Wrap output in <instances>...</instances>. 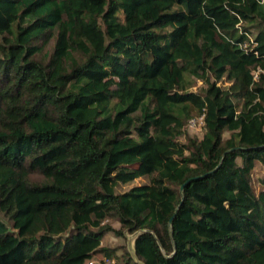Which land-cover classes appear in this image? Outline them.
I'll return each instance as SVG.
<instances>
[{
	"label": "trees",
	"instance_id": "16d2710c",
	"mask_svg": "<svg viewBox=\"0 0 264 264\" xmlns=\"http://www.w3.org/2000/svg\"><path fill=\"white\" fill-rule=\"evenodd\" d=\"M0 215V264H264V0H0Z\"/></svg>",
	"mask_w": 264,
	"mask_h": 264
},
{
	"label": "rangeland",
	"instance_id": "374dc122",
	"mask_svg": "<svg viewBox=\"0 0 264 264\" xmlns=\"http://www.w3.org/2000/svg\"><path fill=\"white\" fill-rule=\"evenodd\" d=\"M200 82H198L197 84H199ZM202 129L200 131H195L193 129H190L186 126L185 128V131H184V134H188V135H194L196 136L197 138L200 137L201 133H202ZM178 139L180 141H183V137H178ZM261 174V166L260 164L256 161L255 164H254V169L252 171V174H251V180H252V184L254 185L255 188H257L258 184H257V178L260 176ZM147 182V179L146 178H137L135 179L134 181H131L127 184H124L122 186H118L114 189L115 192H120V191H124V190H127L129 187H131L132 185H136V184H141V183H145ZM1 217V215H0ZM111 224L116 227L117 224L115 222H111ZM131 234L132 233H129V234H124L123 238L121 237H116L114 236L112 233H107L105 234L104 238L102 239L101 241V245L103 246H108V247H117V246H121V245H124L125 248L128 247L129 245V242H131L133 239L131 238ZM120 250L121 249H118L117 253H120ZM100 259H103V258H99V256H94L91 258V263L89 264H98L99 260ZM104 261L106 264H112L113 262L109 261L107 262L106 260H102ZM88 264V263H86Z\"/></svg>",
	"mask_w": 264,
	"mask_h": 264
},
{
	"label": "water",
	"instance_id": "95a60500",
	"mask_svg": "<svg viewBox=\"0 0 264 264\" xmlns=\"http://www.w3.org/2000/svg\"><path fill=\"white\" fill-rule=\"evenodd\" d=\"M192 178H188L187 180H185L180 186H179V191L181 192L183 189V186ZM177 208V207H176ZM175 208V210H176ZM173 216V215H172ZM172 216L168 219V225L171 222ZM139 231H135L131 234V238L133 239V237L138 233ZM126 250L128 252V254L130 255V257L132 258V260L137 263V264H142L140 261H138V259L136 258V255L134 253V248H133V241L129 242L128 247H126Z\"/></svg>",
	"mask_w": 264,
	"mask_h": 264
},
{
	"label": "built area",
	"instance_id": "2783aa9c",
	"mask_svg": "<svg viewBox=\"0 0 264 264\" xmlns=\"http://www.w3.org/2000/svg\"><path fill=\"white\" fill-rule=\"evenodd\" d=\"M255 77V74H254ZM203 113L194 116L187 121V127L190 129H193L195 131H200L202 129L203 125Z\"/></svg>",
	"mask_w": 264,
	"mask_h": 264
}]
</instances>
